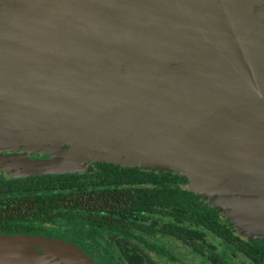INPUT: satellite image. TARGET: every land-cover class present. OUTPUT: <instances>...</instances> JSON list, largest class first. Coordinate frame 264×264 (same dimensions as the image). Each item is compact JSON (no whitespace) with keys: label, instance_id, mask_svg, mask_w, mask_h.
<instances>
[{"label":"water","instance_id":"water-1","mask_svg":"<svg viewBox=\"0 0 264 264\" xmlns=\"http://www.w3.org/2000/svg\"><path fill=\"white\" fill-rule=\"evenodd\" d=\"M0 131L52 156L25 174L174 169L264 237V0H0ZM0 235V264H94Z\"/></svg>","mask_w":264,"mask_h":264},{"label":"trees","instance_id":"trees-1","mask_svg":"<svg viewBox=\"0 0 264 264\" xmlns=\"http://www.w3.org/2000/svg\"><path fill=\"white\" fill-rule=\"evenodd\" d=\"M0 192L5 195L0 198L3 234H38L45 231V223L61 219L79 225L77 234L95 245L104 231L117 234L121 261L108 256L115 264H159L142 250L155 248L144 233L170 234L190 242L210 231L224 243L221 253L205 256L211 262L225 264V257L242 252L255 264H264V239L244 240L229 219L173 170L98 161L92 172L27 176L0 185ZM201 246L194 245L196 250ZM157 256L169 257L162 252Z\"/></svg>","mask_w":264,"mask_h":264},{"label":"flooded vegetation","instance_id":"flooded-vegetation-1","mask_svg":"<svg viewBox=\"0 0 264 264\" xmlns=\"http://www.w3.org/2000/svg\"><path fill=\"white\" fill-rule=\"evenodd\" d=\"M49 159H52V156H50L47 153L34 151V150H30V149H24V147H22L21 149L4 150V151L0 152V185L4 184L10 180H17V179L24 178L27 176H32V175L59 174V173H41V174L30 173V174H25L21 170L17 169L18 163L23 162L25 160H49ZM95 162H98V161H93L91 163L92 170H90V171L70 172V173L92 172L94 169V163ZM2 193L3 192H0V198H3V196H5ZM44 228H45V231L38 233V234H34V235H44V236H55V235H59V234L60 235H68V238L70 240H72L73 242H75L79 247L84 248L87 244V245H93L95 247H101L102 251H104L105 254L110 255V256H114V254H117V255L122 254V250L117 245V240H116L117 234H110L107 231H104V233H103L104 236L101 239H99L100 244L95 245L94 243L86 240L84 238V236L77 234V230H75V229H78L79 225H69L64 220L58 219L55 224L54 223H45ZM74 231H76V232H74ZM236 232L244 240L248 239L249 237L254 238V239H264L262 237H252V236L244 237L237 230H236ZM0 234H3V233H0ZM143 236L147 240V238H146L147 236H155V235L144 233ZM156 236H158L162 239L170 238V239L176 241L177 244L184 246L186 249L190 250L193 254L199 255V256L202 255V257H204L206 259H208V258L205 256H212L213 255L212 253H214V254L215 253H221L223 246H224V243L222 242V240L215 237V235L210 231H207L202 236V239H200V238L195 239L194 237H191L190 242L184 240L183 238H178V237L170 235V234H156ZM104 239H108V242L106 241L103 244L102 242ZM133 239L136 242V237H133ZM216 240L219 241V243H216ZM194 241H196L195 244L193 243ZM147 242L150 245H154L155 248H151V247L146 248V247L142 246V243H140V242L138 244L136 243L138 246L140 245L139 247H142V248L144 247L142 250L145 254H147V255L154 254L157 256L158 253L162 252V253H164V255H169V257H171V258H169L168 256H166L163 258H166L173 263H175L177 261V257L175 255V253L169 247H167L165 245V242H162V243L156 242L155 243V242H150L148 240H147ZM198 243H201L202 246L198 250H196L194 245L197 246ZM238 253L240 255H243L246 259H248L251 264H255L253 262V260H251L249 257H247L242 252H237L235 254L231 253L232 258L235 259V255H238ZM225 258H226L225 264H228L227 259L231 258V257H225ZM211 264H215V263L211 262Z\"/></svg>","mask_w":264,"mask_h":264},{"label":"rangeland","instance_id":"rangeland-1","mask_svg":"<svg viewBox=\"0 0 264 264\" xmlns=\"http://www.w3.org/2000/svg\"><path fill=\"white\" fill-rule=\"evenodd\" d=\"M0 132H4V131H0ZM12 145L23 146L26 144H25V142L20 141V139H18V138L14 139V140H11L9 138H0V147H10ZM4 150H12V148L0 149V152H2ZM93 161H96V159H93V158L89 159L90 164ZM118 164L121 165V163H118ZM121 166H123V165H121ZM140 168L148 169L147 167L146 168L140 167ZM172 170H174V169H172ZM200 196L204 200H206V202L210 203L211 205H214L217 208L219 207L220 213L225 218L230 220V218L228 217L229 214H228L227 210L220 207L219 202L218 201L216 202L214 200L215 198L212 195H210L208 193H202V194H200ZM232 223H234L236 230L242 236L247 237V236L253 235V234H249L244 229H241L238 226H236L235 222H232ZM45 237L52 239V240H59V241L64 242V243H75L68 238V235H60L59 234V235H55V236H45ZM146 238L150 242H155V243L156 242L157 243L165 242V245L167 247H169L175 253V255L177 257V261L175 263H173L166 258L159 257V256H156L154 254L149 253L150 257L152 259H154L156 262H158L159 264H211V262L208 259H206L202 256H199V255L193 254L190 250L186 249L184 246L177 244L176 241H174L170 238L162 239L156 235L155 236H147ZM262 238H264V237H262ZM106 241L108 242V239H104L102 243L104 244ZM216 243H219V241L216 240ZM80 248L82 249L84 256L94 264H115V260L108 258V256H110V255L105 254L104 251H102L101 247H95L93 245H87L86 244V246L84 248L83 247H80ZM31 250L34 252L36 251L37 253H41V254H45V252H46L45 248L43 246H33L31 248ZM114 257H116L117 260L121 261L120 255L114 254ZM227 261H228V264H251L248 259H246L243 255H240L239 253H238V255H235V259L231 257V258H228Z\"/></svg>","mask_w":264,"mask_h":264}]
</instances>
